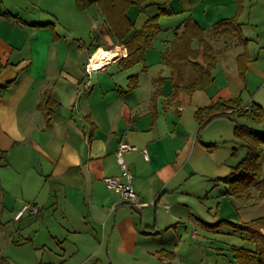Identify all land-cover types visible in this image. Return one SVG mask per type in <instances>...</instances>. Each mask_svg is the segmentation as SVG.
Returning <instances> with one entry per match:
<instances>
[{
    "label": "crops",
    "instance_id": "crops-1",
    "mask_svg": "<svg viewBox=\"0 0 264 264\" xmlns=\"http://www.w3.org/2000/svg\"><path fill=\"white\" fill-rule=\"evenodd\" d=\"M151 4L170 13L165 17L181 13L168 3ZM213 6H185L182 12L186 17L174 27L173 37L162 41L158 58L149 63L147 49L143 63L122 69L118 61L127 51L107 30L101 12L102 23L97 26L89 24L83 11L74 13L72 24L76 28L98 31L97 44L87 47L75 26L73 30L65 27L60 35L52 23H40L36 17L24 15L21 10L26 6L0 5V87L9 84L0 92V264H8L1 252L5 246L32 244L31 236L36 240L39 231L56 227L73 236L88 234L89 219L98 225L105 219L104 226L110 224L111 233L125 228L143 239H153L162 227L159 214L166 207L170 221H180L182 207L192 210L193 196L183 191L195 176L203 177L211 189L217 187L219 191L221 183L216 179L228 175L236 164H225L228 155L226 160L216 157L217 146H203L214 144V140H204V132L199 136L195 113L226 101H237L240 108L256 103L252 82L256 78L264 85V5H243L240 33L222 35L215 32L216 24L234 17L237 7ZM188 17L205 29V38L214 50V80L205 90L188 93L181 89L175 94L171 70L162 55ZM248 29L253 32L248 34ZM161 33L162 27L156 37ZM241 39L247 41L246 45ZM97 49L118 57L88 75L85 64ZM199 51L193 62L205 67ZM244 53L250 60L242 78L237 58ZM182 69L181 85L186 86L195 74L190 65ZM131 77L137 78L133 89H129ZM159 79L161 94L155 97ZM47 97L55 104L49 110H40L39 103ZM208 116L203 113L200 119ZM208 125H215L218 133L227 128L233 133L234 125L225 118ZM222 139L219 136L218 141ZM121 142L134 147L123 157L132 175L130 184L140 200L149 205L141 210L131 208L103 182L105 177L126 182L115 156ZM259 192L253 187L249 197L235 198L224 188L220 196L244 207L260 199ZM25 205L35 207L37 213L26 210L16 219ZM35 219L39 222L34 223ZM9 220L17 226L11 227ZM12 234L19 239L14 240Z\"/></svg>",
    "mask_w": 264,
    "mask_h": 264
},
{
    "label": "rangeland",
    "instance_id": "rangeland-1",
    "mask_svg": "<svg viewBox=\"0 0 264 264\" xmlns=\"http://www.w3.org/2000/svg\"><path fill=\"white\" fill-rule=\"evenodd\" d=\"M256 1L241 0V4L264 5V0L258 4H255ZM151 3L153 2L142 4L149 5L143 9L137 6L130 8L128 15L134 22L135 28H140L146 19L158 13V6ZM169 3L166 5L178 8L181 13L159 18L162 33L151 42L148 49L149 63L158 58L159 52L163 50L162 41L171 39L174 27L186 17V14L182 12L185 6L211 5V9H214L213 5H237L238 1L172 0ZM0 5L8 7L24 5L27 8L21 10L24 15L36 17L40 23L43 21L52 23L60 35L64 34L65 27L75 26L72 24L74 13L76 15L81 12L77 9L75 0H0ZM82 15L91 20L89 24L97 26L102 23L97 5L89 6L83 10ZM74 30L77 35L82 36L87 47L97 44L98 31H91L86 27L76 28V26ZM248 32L251 34L253 30L248 29ZM262 36L260 34V37ZM252 83L254 87L251 93L255 96L254 102L260 103L264 109V85L256 78ZM224 123L227 127H231L230 123ZM244 124L257 130L263 129L262 125L253 124L251 121H244ZM201 132H204V140H214L213 143L218 147L216 157L225 159L228 155V161H225V164L232 166L244 158L245 149L241 142L235 141L231 129L227 128V131L218 133L215 125L210 127L208 125L199 132V136ZM219 136L224 139L218 141ZM235 146L238 148L233 150ZM261 149L264 155V146ZM262 172H264V160ZM184 187L183 192L193 196L192 210L188 211L187 207H182L180 221H170L168 207H166L159 214L158 221L162 227L158 229L159 234H156L153 239H143L141 234L137 235L125 228L111 233L110 224L107 227L104 226L105 219L99 225L89 219L91 232L88 231V234L82 232L73 236L60 227L49 232L42 230L39 231L36 240H33L34 237L31 236L32 244L28 242L20 247L7 245L2 249V255L8 264H232L230 261L233 254L230 249L232 246L254 249L255 246L252 243L230 234L231 231L227 225H222L217 229H206L201 222L213 224L220 220L232 219L236 223L247 222L250 219L264 216V202L257 199L252 204L241 207V203L238 204L235 200L220 196V192L227 188L226 186L220 184L219 191H216L217 187L211 189L210 183L205 182V179L200 176H195ZM34 221V223L39 222L38 219ZM9 222L11 227L17 226L12 220ZM169 226L171 227L167 229ZM12 235L14 240L19 239L18 235ZM25 238L30 237L25 235ZM161 251L172 253L174 256L172 259L168 256H161Z\"/></svg>",
    "mask_w": 264,
    "mask_h": 264
},
{
    "label": "trees",
    "instance_id": "trees-1",
    "mask_svg": "<svg viewBox=\"0 0 264 264\" xmlns=\"http://www.w3.org/2000/svg\"><path fill=\"white\" fill-rule=\"evenodd\" d=\"M172 0H75L76 7L83 11L89 6L97 5L103 17L104 25L113 35L116 42L125 47L127 55L118 61L122 69H130L137 64L143 63L145 53L150 48L152 40L161 32L159 18L168 16L164 8H159L158 13L149 17L142 27L135 30L134 23L130 19L128 12L132 6L143 7L147 2L169 3ZM237 10L234 17L219 21L214 30L217 34H239L240 26L239 17L243 11L241 0H237ZM39 27L43 25H38ZM179 33L170 44L169 50L162 55L163 63L171 70V81L175 94L179 90L192 93L196 90H205L213 83L212 71L215 68L216 59L211 44L205 38V29H203L192 17H188L178 28ZM197 47L193 48V42ZM246 45V40L241 39ZM202 52V58L206 66H202L195 61ZM250 58L248 53L238 56V70L243 78L246 73V66ZM190 65L194 71L193 81L182 86L183 67ZM159 79L158 88L154 96L161 94ZM9 85V84H8ZM8 85L0 87V92ZM137 86V78H129V89ZM55 104L50 97L43 99L38 108L40 110H49V107ZM209 114L206 120H201L200 116ZM199 119L198 132L202 131L211 121L217 118H225L233 125V137L236 141L242 143L245 149V155L235 166L231 168L228 175L217 178L216 181L226 186L228 193L235 197H249L251 189L254 187L259 192V198L264 200V178L262 172V163L264 155L262 146H264V109L257 103H253L247 108H240L237 101H226L222 105L214 104L210 107L198 109L195 113ZM156 114H153V119ZM244 121H251L253 124L262 125V130H257L244 124ZM207 149H212L216 144H203ZM236 150V149H235ZM206 229H217L222 225L230 228L232 235L238 236L244 241L252 243L255 247L252 250L242 247L232 246L231 263L232 264H264V216L251 219L247 222L235 223L230 220H220L213 224L201 222ZM161 256L173 258L172 253L161 251Z\"/></svg>",
    "mask_w": 264,
    "mask_h": 264
},
{
    "label": "built area",
    "instance_id": "built-area-1",
    "mask_svg": "<svg viewBox=\"0 0 264 264\" xmlns=\"http://www.w3.org/2000/svg\"><path fill=\"white\" fill-rule=\"evenodd\" d=\"M91 57L92 55L87 59V63L85 64V72L90 75L93 71L99 70L94 69L91 65ZM103 68V67H102ZM134 147L128 145L125 142H121L118 145L117 151L115 153L116 161L118 165L120 166L122 170V175L125 177L126 182L122 183L115 177H105L103 179V182L107 189L117 193L122 201H124L127 205H129L131 208L136 210H141L145 207H148L149 205L147 203H143L135 190L133 189L132 185L130 184L132 175L128 171V167L125 163L123 153L127 150H133ZM144 157L147 158L146 153H144ZM30 210L33 213H37V209L33 206L25 205L15 216L16 219H19L22 214L26 211Z\"/></svg>",
    "mask_w": 264,
    "mask_h": 264
},
{
    "label": "bare ground",
    "instance_id": "bare-ground-1",
    "mask_svg": "<svg viewBox=\"0 0 264 264\" xmlns=\"http://www.w3.org/2000/svg\"><path fill=\"white\" fill-rule=\"evenodd\" d=\"M118 55L103 49H97L91 57V65L94 69H101L102 67L111 63Z\"/></svg>",
    "mask_w": 264,
    "mask_h": 264
}]
</instances>
